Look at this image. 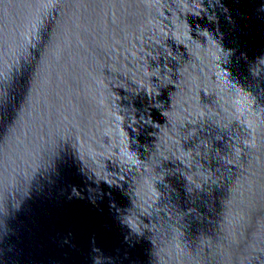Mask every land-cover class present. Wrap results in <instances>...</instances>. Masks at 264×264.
<instances>
[{
	"label": "water",
	"instance_id": "water-1",
	"mask_svg": "<svg viewBox=\"0 0 264 264\" xmlns=\"http://www.w3.org/2000/svg\"><path fill=\"white\" fill-rule=\"evenodd\" d=\"M0 264H264V0H0Z\"/></svg>",
	"mask_w": 264,
	"mask_h": 264
},
{
	"label": "clouds",
	"instance_id": "clouds-1",
	"mask_svg": "<svg viewBox=\"0 0 264 264\" xmlns=\"http://www.w3.org/2000/svg\"><path fill=\"white\" fill-rule=\"evenodd\" d=\"M70 199V198H69Z\"/></svg>",
	"mask_w": 264,
	"mask_h": 264
}]
</instances>
